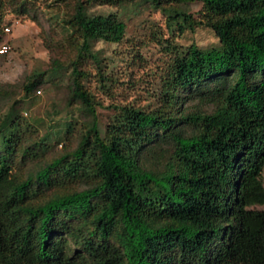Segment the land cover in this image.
I'll list each match as a JSON object with an SVG mask.
<instances>
[{
    "label": "trees",
    "instance_id": "1",
    "mask_svg": "<svg viewBox=\"0 0 264 264\" xmlns=\"http://www.w3.org/2000/svg\"><path fill=\"white\" fill-rule=\"evenodd\" d=\"M94 1L103 0H75L64 20L77 53L70 100L92 116L76 148L22 176L12 166L17 120L4 124L0 264H264V210L254 208L264 205V0H175L202 3L199 19L170 17L210 28L219 46L171 47L157 106L121 107L104 137L81 63L99 64L92 44H120L126 25L116 14L88 15ZM13 5L0 0V44ZM11 13L26 14V3ZM33 77L26 94L40 83ZM210 86L201 95L215 103L212 113L178 108L182 93ZM163 143L172 149L148 168L144 155ZM43 145L22 154L33 158Z\"/></svg>",
    "mask_w": 264,
    "mask_h": 264
},
{
    "label": "rangeland",
    "instance_id": "2",
    "mask_svg": "<svg viewBox=\"0 0 264 264\" xmlns=\"http://www.w3.org/2000/svg\"><path fill=\"white\" fill-rule=\"evenodd\" d=\"M23 2L26 14L11 13L13 7L18 8ZM13 3L15 6L7 10L6 17L11 22L10 30L4 31L0 44L10 47L5 55H0V152L4 151V124L16 119L18 152L13 156L12 166L24 176L43 162L75 149L92 116L70 100L72 62L77 53L64 20L73 13L75 0H13ZM201 9L200 1L164 0L160 6L153 0H103L87 4L88 15L116 14L126 25V35L120 44L105 41L92 44L99 64L92 58H84L81 63L82 70L87 72L84 87L98 103L97 121L103 137L121 107L157 106L164 71L174 58L171 47L185 51L192 45L201 50L219 46V39L210 28L204 25L182 28L170 17L177 11L199 19ZM53 59L58 61V67L53 66ZM31 77L38 78L40 83L26 94L25 84ZM211 88H203L194 95L182 93L178 108L186 114L212 113L215 103L201 95ZM68 124H72V129H68ZM181 128L186 134L194 130L188 125ZM39 142L44 145L37 148L33 158L22 154ZM171 149V143H163L145 154L143 160L148 168H157ZM262 179L264 183V172ZM86 185L67 184L74 190L85 189ZM254 208L264 210V205Z\"/></svg>",
    "mask_w": 264,
    "mask_h": 264
},
{
    "label": "built area",
    "instance_id": "3",
    "mask_svg": "<svg viewBox=\"0 0 264 264\" xmlns=\"http://www.w3.org/2000/svg\"><path fill=\"white\" fill-rule=\"evenodd\" d=\"M9 27H5L4 31L9 32ZM10 50L9 46L2 45L0 46V55H5Z\"/></svg>",
    "mask_w": 264,
    "mask_h": 264
}]
</instances>
